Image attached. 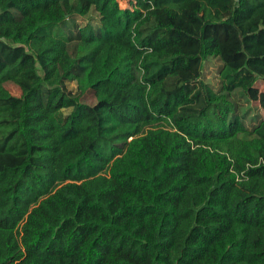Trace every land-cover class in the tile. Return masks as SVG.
Here are the masks:
<instances>
[{
    "label": "trees",
    "instance_id": "trees-1",
    "mask_svg": "<svg viewBox=\"0 0 264 264\" xmlns=\"http://www.w3.org/2000/svg\"><path fill=\"white\" fill-rule=\"evenodd\" d=\"M261 79L264 0H0V264H264Z\"/></svg>",
    "mask_w": 264,
    "mask_h": 264
},
{
    "label": "rangeland",
    "instance_id": "rangeland-1",
    "mask_svg": "<svg viewBox=\"0 0 264 264\" xmlns=\"http://www.w3.org/2000/svg\"><path fill=\"white\" fill-rule=\"evenodd\" d=\"M130 4L128 3V1H121L120 2V6L122 8H125L127 6H129ZM97 14L95 12H90L88 15H86L85 17H83L82 21L80 22L81 24L85 23L86 21L91 22L93 24H96L97 18H96ZM220 63L219 60L216 58H208L203 65V76H204V80L214 86H217L218 83V69H219ZM7 88L10 90V92L14 95H19L20 94V90L13 85L12 83H7L6 84ZM257 86L259 89L264 90V80L261 79L257 82ZM68 88L72 91H75L76 89V84L71 82L68 84ZM84 100H86L87 102H94L96 99L94 98L93 94L89 93V92H85L84 94ZM244 109H247V117H246V123L251 126L252 124L256 123L260 118L264 117V110L258 105L257 102H250L247 104H243ZM71 110V108H66L64 109V113H68ZM154 264H163L161 261H159V259L157 258V256H154Z\"/></svg>",
    "mask_w": 264,
    "mask_h": 264
},
{
    "label": "crops",
    "instance_id": "crops-1",
    "mask_svg": "<svg viewBox=\"0 0 264 264\" xmlns=\"http://www.w3.org/2000/svg\"><path fill=\"white\" fill-rule=\"evenodd\" d=\"M220 63V62H219Z\"/></svg>",
    "mask_w": 264,
    "mask_h": 264
}]
</instances>
